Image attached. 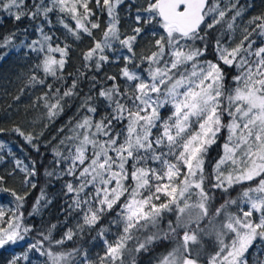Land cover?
<instances>
[{"label":"snow or ice","instance_id":"snow-or-ice-1","mask_svg":"<svg viewBox=\"0 0 264 264\" xmlns=\"http://www.w3.org/2000/svg\"><path fill=\"white\" fill-rule=\"evenodd\" d=\"M93 2L108 17L101 39H96L92 31L101 27L98 17L92 19L96 15L90 6ZM124 4L125 0H50V4L44 0L32 4L26 0H0V8L16 21L25 17L47 19L50 13L58 12L59 23L75 40L82 39L81 33L91 37L94 46L83 53L85 67L94 61L99 71L109 61L105 50H112L115 41L133 54L122 57L125 66L120 69L119 79L124 84L116 76H108L113 83L98 93L110 112L99 120L85 116L78 121L71 130L73 135L65 138L72 142L67 155L53 149L56 164L65 165L57 175L73 178L65 184L67 193L74 194L70 208L83 212L81 230L84 226L95 227L104 214L119 209L112 221L120 227L115 239L105 238L107 228L98 232L105 248L98 257L99 264H136V254L148 251L156 242L168 241H175V246L158 257L156 264H202V256H207V264H248L246 254L250 249H264V44L254 47L255 40L249 39L253 33L264 37V15L248 22L253 27L244 29L246 34L235 46L222 43L218 37L214 59H207L208 30L221 24L235 4L225 9L216 0H145V5L137 8V25L158 24L162 30L152 33L159 36L154 49L140 57L141 64L147 65L143 69L145 76L127 66L134 61L133 45L143 29L134 27V35L121 39L119 9ZM240 15L237 9L227 23L229 30ZM63 16L69 17L74 26L66 23ZM209 16L211 22L206 20ZM38 30L42 40L33 44L40 43V48L32 50L44 51L46 46V54L37 68L45 76L57 77V71L62 72L67 62L69 45L53 47L49 43L52 37L42 28ZM14 35L5 36L0 48L10 45ZM56 53L58 59L53 55ZM226 68L236 70L232 85L227 84ZM30 79L44 83L35 75ZM76 86L74 81L63 97L74 95ZM41 99L45 100L50 119L62 110L60 98L54 103H49L46 95ZM92 99L86 97L81 107L95 114L97 108L89 103ZM166 108L170 109L167 116L162 112ZM13 131L27 143L34 139L19 127ZM225 132L222 154L213 166L211 187L228 192L234 185L249 186L236 199L225 200L212 212V197L205 187L209 178L205 162L209 148ZM16 163L19 166L21 162ZM21 171L36 175L34 169ZM23 183L31 181L26 178ZM31 187L36 184L31 183ZM0 192L10 193L17 202L16 210L7 219L0 207L3 249L23 241L22 233L30 229H21V217L16 215L27 194L8 188H0ZM41 199L43 192L36 204ZM232 205L237 206L236 211L229 210ZM165 213L175 214V224L169 221L167 230L159 227ZM72 235L69 230L65 238L71 239ZM205 237L213 240L211 253L205 248ZM38 245L39 241L31 244L22 256H14L7 264L29 260L33 249L45 255ZM72 255L47 251L50 264H69ZM81 264L95 262L85 255ZM257 264H264V259L258 257Z\"/></svg>","mask_w":264,"mask_h":264},{"label":"trees","instance_id":"trees-1","mask_svg":"<svg viewBox=\"0 0 264 264\" xmlns=\"http://www.w3.org/2000/svg\"><path fill=\"white\" fill-rule=\"evenodd\" d=\"M26 2L28 4L39 3V0H26ZM211 2L212 0H210ZM44 3L47 4V1L44 0ZM238 4L244 11L246 18L264 15V0H239ZM144 5L145 0H125V4L119 9L120 24L118 27L121 39L134 35L132 31L134 27L139 26L143 29L133 45L135 51L134 61L127 65L129 69H134L137 72H143V69L147 66L141 64L140 57L153 50L155 39L159 38L158 35L153 36L152 33L162 31L158 24L141 23L137 25L135 19L137 8ZM90 6L93 7L96 13L92 19L95 20L98 17L101 25L99 29H93L92 31L96 39H101L108 17L105 12H101L99 8H96L94 2ZM12 11L15 12L16 9H12ZM139 14L146 15L143 12ZM60 17L61 14L53 12L48 15L47 19L42 16L37 17L35 20L25 17L20 21H16L8 11L0 8V43L3 42L5 36L15 34L10 45L0 48V130H2L0 131V144L8 145L7 148L5 146L0 148V177H3L0 188L11 189L20 195L27 194L26 199L23 201V207L16 211V215L21 217V229L23 227L30 229L27 233H22L25 236V242L21 247L12 249L5 247L0 250V264H7L8 260L13 258L14 251H23L24 246H28V243L36 244L37 241L40 242L38 247L41 251H45V257H47V251L56 254L72 253L71 261L86 249L91 247L100 249L97 242L99 236L98 225L89 231H84L81 235L74 236L71 240L64 241L62 244L55 243L64 240L65 232L71 227L74 217L79 215L81 211L70 208L72 201L70 195L66 193L65 184L72 180V177H59L57 175L62 168V164L60 166L56 164L53 149L66 152L68 145L72 142L65 138L72 135L71 130L83 117L89 116L94 120H99L102 115L110 112V109L106 107V102L98 96V93L101 88H108L113 83V81L107 79L108 76H116L119 83L124 84V80L119 79L120 69L125 66L122 57L124 55L132 56L133 54L129 53L119 41H115L113 49L106 50L104 53L109 57V61L103 63L99 71L96 70L94 61L87 62L91 66L85 67L86 62L83 60V53L94 46L93 39L81 33L82 39L75 40L59 23ZM63 18L70 26H74V22L69 17L63 16ZM227 23L228 15L221 24L208 30L207 59H214L213 48L218 37L222 43L226 42L229 35ZM39 28L43 29L44 34L52 37L49 43L53 47L56 45L61 47L64 44L69 45L67 62L62 72L57 71V77L45 76L43 71L37 68V65L41 63L46 54V49L44 51L32 50L33 48H40V43L33 44V41L39 42L42 40ZM197 43L203 46L201 42L198 41ZM56 56L59 58L58 53H56ZM136 64H141V67L135 68ZM232 70L226 68L228 72L227 83L231 82V73L229 72ZM33 75L38 80L42 79L44 83L31 81L30 78ZM92 77H95V80ZM74 81L77 85L73 89L74 95L63 97V92L71 88ZM49 85H51V88L48 87ZM57 89H59L58 95ZM45 95L49 103H54L56 99L60 98L62 110H59L58 114L51 119L48 116V109L45 107V100L41 99ZM88 96L93 97L89 103L97 108L95 114L87 112L86 107H81ZM169 111L168 108L162 110L165 116L169 114ZM16 127H19L26 134H31L34 137L33 141L31 143L25 142L24 138L13 131ZM61 140H65V143L61 144ZM222 141L223 134L218 142L209 148L205 162L206 174L209 177L205 181V187L212 197L210 203L214 210L223 204L225 200L229 198L236 199L241 192V188L248 186V183L235 185L228 192H223L208 185L210 182L213 183V166L220 157ZM16 161L21 162L19 166H17ZM22 164L29 166L31 171L34 169L36 175L28 176L26 172L21 171ZM48 172L54 174L49 176L47 175ZM26 178L31 183H35L36 187L32 188L31 183L24 184L23 181ZM252 183L255 184L254 181ZM42 192L43 199L40 200L39 204H36ZM7 197L15 202L11 206L16 210L17 202L14 197L8 192H0V202H6ZM236 209L235 206L231 207L232 211H236ZM108 213L110 212L104 214L102 218L105 219ZM169 221L175 224L174 213H165L159 227L167 230ZM193 227L195 226L193 225ZM148 231H155V229H149ZM148 231H145L144 235H147ZM178 231L182 235L183 230ZM46 236L49 239L46 240ZM170 243L171 241L164 244L156 242L149 246L148 251L136 254V264H142L147 259L155 257L159 252H166ZM212 249L213 245H211L208 252L211 253ZM253 250L254 248L250 249L249 255H253ZM206 258L207 256L201 257L202 264H206ZM250 258H247L248 264L252 263ZM259 259H264V256L260 255ZM19 264L29 263L20 260Z\"/></svg>","mask_w":264,"mask_h":264},{"label":"rangeland","instance_id":"rangeland-1","mask_svg":"<svg viewBox=\"0 0 264 264\" xmlns=\"http://www.w3.org/2000/svg\"><path fill=\"white\" fill-rule=\"evenodd\" d=\"M46 1H47V4H50V0H46ZM238 1L239 0H216V2L219 3L220 7L225 8V9L230 8L232 4H235L236 5V8L232 9L231 11H227V14L226 15H228V22L231 21V17L233 15H235V11L237 9L241 10V15L238 16V17H236L235 21L233 22V25H234L233 28L231 30H229L227 28L229 35H228L227 40H226V42L224 44L229 45V46H235L237 43H239L241 41V39H243L244 35L246 34L244 32V29L245 28H248L249 30H251V28L253 27V25H250L248 22L250 20H252L253 17H257V16H249V17L246 18V16L244 15V11L241 9V6L238 4ZM212 2H213V0H212ZM206 19H207V22H211V16L207 17ZM249 39L250 40H255L254 47H258L261 44H264L263 37H260L257 33H253L252 36H250ZM245 43L247 44V42H245ZM53 55L56 56V54H53ZM56 58L58 59V56H56ZM235 72H236L235 69H233L232 71L229 72V73H231V77H232V75H235ZM140 73H142V74H144L146 76V73H143V72H140ZM227 84L228 85H232V79H231V82H229ZM72 135H73V132H72ZM225 135H226V132L223 134V141H222L221 144L224 143V136ZM4 146L6 148L8 147L7 144H4ZM67 151H68V149L66 150V152H63L62 151V153L64 155H67ZM8 153H9V150H8ZM221 154H222V151H221ZM64 166L65 165L62 164L61 167L63 168ZM22 168H27L29 171H31L30 167L27 166V165L22 164L21 165V169ZM62 168H61V170H62ZM64 176H66V175H64ZM59 177H62V176H59ZM212 182L214 183V178L213 177H212ZM208 185H211V182L208 183ZM248 186L242 187L241 188V191H242V189H244V188H246ZM65 190H66V187H65ZM66 193H67V191H66ZM67 194L70 195V197H71L70 199L72 201V198H73V195L74 194H71V193H67ZM12 203L14 204L15 202L10 197H7L6 198V202H3V203L0 202V207L4 208V210H5V219H7L9 216H11L10 214L14 210L13 207L11 206ZM232 206H235V208H237L236 205H232ZM232 206H230V208H229L230 211H232L231 210V207ZM244 207H246V205ZM118 210L119 209L117 208L116 210L108 213V216L105 219L101 218L100 221L97 224L98 225V227H97L98 232H99V230L101 228H107L108 229V231L105 233V238L108 239V240H110V241L111 240H114L116 234H118L119 231H120V227L117 226L116 224L112 223V221L114 219H116V211H118ZM213 210L214 209L211 208V211H213ZM82 217H83V212L82 211H81V213L79 215H77V216L74 217V220L72 221L71 227H69L68 230L65 232L64 241L71 240L74 236L81 235L84 231H89L91 229V228H89L87 226H84L83 227V230H81L80 226L83 225V218ZM174 219H175V214H174ZM203 223H206V221L203 222ZM69 230L72 231L73 235H72V238L71 239H66L65 237H66V234L69 232ZM24 242H25V240L20 241V242H18L15 245H6L5 247H10V249H12L14 247H21ZM97 242H98V245L100 246V249H96L94 247H91L89 249H86V250L82 251L79 255L75 256V258L72 261H71V258H69V264H81V261L84 259L85 255H87V257H88V259L90 261L95 262V264H99L98 257L99 256H102L104 254L105 248H104L103 240L100 238V236H98ZM204 242H205V248L207 249V251H209V248L211 247V245H213V240L211 238L205 237L204 238ZM31 244H33V243H28V246H24L25 248H23V251H14L13 252L14 253V256H22V254L25 251L28 250V248H29V246ZM174 246H175V241H171V243L168 246V250L167 251H170L171 248L174 247ZM166 252H159V253L156 254L155 257H152V258L147 259L142 264H156L157 258L160 257L163 254H166ZM262 252H264V249L254 248L253 255H249V254H246V255L249 258L251 257L250 258V259H252V263L251 264H257V258L261 255ZM202 257H205V256H202ZM21 261L28 262L29 264H50L49 259H48V256L47 257H45V255L41 256L40 255V252L39 251H36L35 249H33L31 252H29V260H23V259H21ZM205 261H206V264H207V258L205 259Z\"/></svg>","mask_w":264,"mask_h":264},{"label":"water","instance_id":"water-1","mask_svg":"<svg viewBox=\"0 0 264 264\" xmlns=\"http://www.w3.org/2000/svg\"><path fill=\"white\" fill-rule=\"evenodd\" d=\"M1 250V249H0Z\"/></svg>","mask_w":264,"mask_h":264}]
</instances>
